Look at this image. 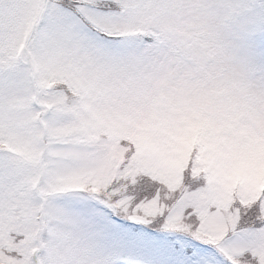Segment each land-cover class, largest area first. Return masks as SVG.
I'll return each instance as SVG.
<instances>
[{
  "label": "snow or ice",
  "instance_id": "obj_1",
  "mask_svg": "<svg viewBox=\"0 0 264 264\" xmlns=\"http://www.w3.org/2000/svg\"><path fill=\"white\" fill-rule=\"evenodd\" d=\"M0 264H264V0H0Z\"/></svg>",
  "mask_w": 264,
  "mask_h": 264
}]
</instances>
